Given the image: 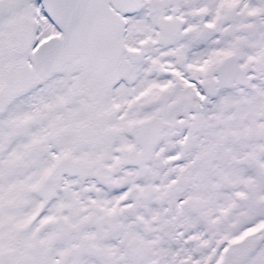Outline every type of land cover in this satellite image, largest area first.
<instances>
[{"label": "snow or ice", "instance_id": "snow-or-ice-1", "mask_svg": "<svg viewBox=\"0 0 264 264\" xmlns=\"http://www.w3.org/2000/svg\"><path fill=\"white\" fill-rule=\"evenodd\" d=\"M0 264H264V0H0Z\"/></svg>", "mask_w": 264, "mask_h": 264}]
</instances>
